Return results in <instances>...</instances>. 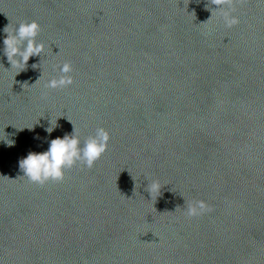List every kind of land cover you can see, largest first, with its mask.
<instances>
[{"label": "clouds", "instance_id": "1", "mask_svg": "<svg viewBox=\"0 0 264 264\" xmlns=\"http://www.w3.org/2000/svg\"><path fill=\"white\" fill-rule=\"evenodd\" d=\"M248 0H208V4L215 5L211 9L218 12L224 24L231 28L240 23L239 17L233 15L236 5H244ZM3 31L7 34L3 40L4 55L12 67L24 69L31 57L41 56L45 51L43 42H37L41 32V26L35 20L21 21L18 27L9 30V25ZM58 70V76L52 77L44 84L45 89H65L74 83L70 73L73 71L71 62L65 61L62 65H55L53 71ZM39 80H37L38 82ZM36 82V83H37ZM25 83L24 85H26ZM23 85V86H24ZM47 93H42L46 98ZM52 124V123H51ZM55 125L45 129L49 134L54 130ZM110 133L104 127H97L94 134H90L83 140L75 127L72 134H65L63 138H55L50 141L49 148L41 153L30 151L25 158L19 160V168L30 183L43 186L48 182H62L65 178V171L72 169L79 164L82 168L91 169L96 162L108 150ZM8 146H14V141H8ZM161 184L158 180L149 181L146 191L152 197L161 193ZM212 207L204 200H193L187 203L185 215L189 218L205 215L211 212Z\"/></svg>", "mask_w": 264, "mask_h": 264}]
</instances>
